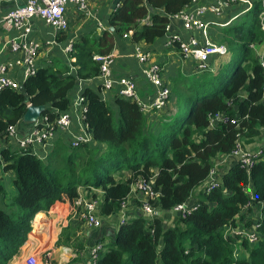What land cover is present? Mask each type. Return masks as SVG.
Here are the masks:
<instances>
[{
	"label": "trees",
	"instance_id": "trees-1",
	"mask_svg": "<svg viewBox=\"0 0 264 264\" xmlns=\"http://www.w3.org/2000/svg\"><path fill=\"white\" fill-rule=\"evenodd\" d=\"M250 1V9L236 23L221 29L220 42L235 59H217V72L197 77L177 73L170 83H163L174 109L156 117L155 132L146 128L147 115L136 103L117 97L102 100L89 85L81 97L82 122L91 145L71 147L58 138L44 160L28 149H0V172L12 173L17 190L11 202L15 210L0 211V264L17 254L34 215L47 212L55 202L71 205L77 186L100 190L98 215L109 217L121 211L139 183L149 186L152 196L146 204L154 210L167 213L191 199L197 207L170 225L159 216L148 219L141 211L128 217L94 264H264V146L248 169L234 161L225 170L217 164L237 141L251 144L264 128V75L249 48L264 40L259 19L264 0ZM191 2L118 0L107 18L113 31L79 35L72 43V63L37 65L21 89H0V140L8 126L21 122L27 106H43L42 117L48 121L67 111L77 82L98 74L94 55L108 56L116 38L127 34L130 44L151 46ZM62 38L58 35L56 41ZM213 166L218 186L199 189ZM255 223L259 227L253 244L226 230H249ZM66 239L62 230L56 244Z\"/></svg>",
	"mask_w": 264,
	"mask_h": 264
},
{
	"label": "built area",
	"instance_id": "built-area-1",
	"mask_svg": "<svg viewBox=\"0 0 264 264\" xmlns=\"http://www.w3.org/2000/svg\"><path fill=\"white\" fill-rule=\"evenodd\" d=\"M192 0L191 3H194ZM190 3V4H191ZM189 4V5H190ZM69 5L74 6L77 12L81 14H88V9L85 4V0H24L20 6H15L12 9L6 10L0 16V29L3 31H20L17 37H10L6 43L5 48L11 53L22 52L24 54V60L22 64L23 79L30 75H33L36 71V57L37 53L41 50L50 51L53 47L57 46L55 36L65 33L68 29V21L65 17L67 8ZM118 5V4H117ZM116 5V6H117ZM188 5V6H189ZM187 6V7H188ZM231 6H240L241 10L239 14L246 13L251 7L250 0H214L206 7H198L192 10H186L185 7L182 11L173 16L170 23L173 20L178 21L179 28L185 33H191V38L184 40L180 33L170 32V23L165 27V42L163 46L165 48L177 49V52L185 59L190 60L195 64L196 72L201 73L205 71H211L209 62L212 60L215 62L219 58H226L228 56L227 48L220 42H213L208 37V29L212 23L205 21L203 17L211 15L215 18H220L224 11ZM264 17V11L259 14L260 30L264 33V27L262 25V19ZM225 19L217 22L218 27H226L230 25L234 19ZM30 19H36L43 23L50 31V38L46 39L43 44L30 42L24 44L23 38L29 33L28 21ZM107 28H101L105 31ZM193 34L199 35L200 39L193 38ZM128 36L129 35H123ZM73 41L67 42V44L61 49V53L66 58L67 63L74 61L71 58V49ZM136 44V43H135ZM249 48L254 52L257 58L258 64L263 71L264 75V40L259 47L253 44L249 45ZM111 54V53H110ZM100 56L94 55L92 60L99 66L98 74L95 78L87 80L98 93L102 100H107L106 95H110L109 98L117 97L124 100H128L136 103L139 111L144 115L155 114L159 110L166 108L169 100V89L163 84L161 79V68L158 63H152L149 61L148 54L143 52L138 47L133 49V57L139 65H142V80L147 83V86L152 89L150 93H144L142 96L138 94L136 82L132 77L128 76H116L111 74V55ZM19 64L18 61H15ZM5 66H0V89H16L14 83L3 77ZM73 71V68H70ZM84 81L77 82V91L75 90L73 99L69 104V109L65 112L58 113L53 121H48L45 117H39L31 128L28 129L24 135H17L14 126H8L6 129L5 139H1L4 147L9 146L10 149H28L32 155L44 160L46 155L51 150L53 140L58 138H65L66 142L71 147L76 146L79 143H85L91 145V138L87 133L85 126L80 135H75L71 129L72 121L77 118L79 122L82 121V113L84 110L83 99L81 97L80 84ZM262 102L264 103V94L262 95ZM28 107V106H27ZM218 119V118H217ZM264 135V128L260 130V136L253 143L245 145L242 140H239L235 144V149L231 154L222 158L217 164L227 165L230 161H234L239 164L240 167L248 169L252 164L256 163L262 155V148L264 142L260 139ZM260 142V143H259ZM258 143L257 147L254 145ZM214 170V169H213ZM213 170L208 173L207 179L199 187L205 191H210L218 186V178L215 177ZM141 184V183H140ZM141 184L139 188L145 193V199L142 203V213L146 218L151 219L156 216V211L146 204L148 197L152 196L148 185ZM83 186L76 188L77 197L72 202V206L81 211L86 226L91 230L98 229L100 226L98 215V199L93 194L95 191L89 188V191ZM84 193L82 194L81 192ZM88 194V196H87ZM89 199H88V198ZM252 204V203H251ZM250 204V205H251ZM197 205L192 202H186L172 208L169 213L174 217L184 216L196 209ZM126 208V202L122 206V209ZM121 209V210H122ZM125 219L121 217L120 225ZM259 227L258 224L251 225L249 230L242 228H226L229 234L237 235L244 238L249 244H253L257 241L256 230ZM105 245L102 242H95L90 250V260L92 264L96 261L98 254L104 250ZM47 260V257H45ZM23 264H41L34 256H27Z\"/></svg>",
	"mask_w": 264,
	"mask_h": 264
},
{
	"label": "crops",
	"instance_id": "crops-1",
	"mask_svg": "<svg viewBox=\"0 0 264 264\" xmlns=\"http://www.w3.org/2000/svg\"><path fill=\"white\" fill-rule=\"evenodd\" d=\"M213 1L214 0H195V2L191 3L186 10L206 7V5H209ZM23 2L24 0H0V16L6 10L22 5ZM85 4L88 9V14H81L77 12L74 6H68L65 14L68 21L67 31L62 33L63 38L60 41H56V37L58 35L61 36L62 34L55 36V41L58 44L57 46L50 49V51L41 50L37 53L36 65H53L57 62L61 64L66 63L67 60L61 53V49L67 44V42H74L77 40L79 35L91 33L93 36H97L101 33V28H107L108 15L113 9H115L118 4V0H85ZM240 10V6H231L227 8L223 15L218 19L208 15L206 12L203 19L212 23L210 26L212 29H208L209 39L213 42H220L221 29L236 23V21L243 15L239 14ZM233 17L235 18L231 21L230 25L226 27H218L217 22L225 19H232ZM28 27L29 33L23 38L24 44H28L30 42L43 44L46 39L50 38L49 29L36 19H30L28 21ZM170 32L180 33L184 40L191 38L190 36L192 35L191 33L183 32L179 28V23L176 20H173L170 23ZM19 34L20 31L7 32L0 29V66H5L6 69L3 77L12 81L17 90L21 89V83L24 80L22 77L24 68L22 61L24 60V54L21 51L11 53L6 50L4 45L10 37H17ZM193 38L199 40L200 36L193 34ZM128 39V36H121L120 38H116L114 42L113 49L110 54L112 59L111 74L114 77H132V79L136 82L138 94L140 96L144 93H150L152 89H150L147 86V83L142 80L141 71L143 66L139 65L133 57L134 47H138L143 52L147 53L150 62L159 63V65L162 66L161 79L163 83L166 82V79L168 80L176 77L177 73L182 76L187 75L185 74L186 71L190 72V76L200 75L203 73L201 72L196 74V70H194L195 64H193L190 60L183 58L177 52L175 47L165 48L163 46L165 37L157 40L149 47H145L142 44H130ZM15 61H18L19 64H16ZM182 63H184L183 68L186 71H183L182 68H178L182 66ZM191 65L193 66L190 67ZM166 67H172L170 69L171 71L174 69V71H172L173 75L166 74V72H170L167 71ZM90 84L91 83L87 80L82 82L80 84L81 90ZM75 88H77V85ZM75 90L77 91V89ZM74 93H71V99H73ZM109 97L110 95H106V101L111 100ZM164 111L149 115L148 117L151 116L150 121L153 117L155 119L156 117H160L161 114H164ZM31 125L32 124H23L22 122L18 123L15 127L16 134L24 135L25 132L31 128ZM70 130H72L75 135H80L84 130L83 122H79L77 118H74ZM61 140H63V142L66 141L65 138H62ZM53 141H56V139ZM11 180V172H0V211H3L4 213H7L5 211L8 208L7 206L17 195V190L11 183ZM140 185L141 184L139 183L134 186V188L142 190V188H139ZM134 188H132V190ZM95 192V195L99 200V205L102 193L100 191ZM81 193L83 194L84 191ZM144 199L145 193L143 196L127 200L126 208L122 209L116 215L99 217L98 220L100 221V226L95 230H91L86 226V222L81 215V211L74 208L72 204L70 205L65 201L55 202L47 212H38L34 215L33 219L30 221V231L26 236V240L18 249L17 254L12 256V258L5 264H23V261L27 256L36 257L41 264H68L73 261L78 264H92L90 260V250L92 245L98 241L102 242L105 246L112 244L115 234L119 229L121 217L126 220L128 217L140 213L141 209H138V207L142 204L141 201ZM193 200L194 199H191L190 201ZM159 217L163 220V224H169L172 222L170 221L172 216L169 213L159 212ZM39 227L40 229H38ZM62 230L66 231L67 239L64 240L65 242L62 241L64 243L57 245L56 241ZM45 257H47V260Z\"/></svg>",
	"mask_w": 264,
	"mask_h": 264
},
{
	"label": "rangeland",
	"instance_id": "rangeland-1",
	"mask_svg": "<svg viewBox=\"0 0 264 264\" xmlns=\"http://www.w3.org/2000/svg\"><path fill=\"white\" fill-rule=\"evenodd\" d=\"M210 29H212V27H209V30ZM236 58V55L235 54H228V56H227V59L226 60H232V59H235ZM257 59V58H256ZM183 66H184V63H182V66L181 67H178V68H182V70L183 71H186L184 68H183ZM193 65H191L190 67H192ZM209 66L211 67L212 66V70H216V68H217V66H218V64H217V62H216V64H214V62L211 60L210 62H209ZM173 67V66H172ZM172 67H166V69H167V71H170V72H166V74L167 75H173L172 74V71H174V69L171 71L170 69L172 68ZM220 68H221V66L216 70V72L218 71V70H220ZM163 69H164V67H163ZM214 71H212V73H214ZM195 73L197 74L198 72H196L195 71ZM185 74H187L186 76H189L190 75V72L189 71H186L185 72ZM193 76V75H192ZM197 76H200V75H196V76H194V77H197ZM172 79V78H171ZM169 80L170 79H166V82H169ZM170 83V82H169ZM173 109H174V104H173V102H172V100H170L169 102H168V104H167V106H166V108H165V111H164V109L163 110H159L158 112H162V111H164V114H165V112L166 113H171L172 111H173ZM156 114V113H155ZM149 115H151V114H148L147 115V126H146V128L149 130H151V131H153L154 130V128L156 127V125L155 126H153L152 127V123H154L155 121H156V119L154 118V119H152L151 121H150V119H151V116L150 117H148ZM42 116V115H41ZM40 116V117H41ZM157 116V115H156ZM161 116V115H160ZM152 127V128H151ZM149 130V131H150ZM157 129L155 128V130H154V132L156 131ZM261 141H263L264 142V135L262 136V138H261ZM257 145H258V143H256L254 146L255 147H257ZM4 147V145H3V143L2 142H0V149L1 148H3ZM221 166L224 168V170L226 169V166L227 165H224L222 162H221ZM229 165V164H228ZM228 167V166H227ZM213 169H215V167L213 166L212 167V170ZM223 170V171H224ZM127 172H125V176H127L128 174H126ZM132 188H134V187H132ZM132 188H131V190H132ZM132 193V195L130 196V197H128V199L127 200H130V199H134V198H137L138 196H143L144 195V191L143 190H141V189H137V188H134L132 191H131ZM192 197H194V196H192ZM101 198H102V196H101ZM12 201V200H11ZM126 205H127V203H126ZM8 208H7V210H5L7 213H11V212H13L14 210H15V208L11 205V202H10V204L7 206ZM141 210H142V206H141ZM155 211H156V216L158 217L159 216V210L158 209H155ZM175 218V217H174ZM175 220V219H174ZM174 220L171 218V220L170 221H172V222H174ZM172 222L171 223H167V224H165V225H170V224H172Z\"/></svg>",
	"mask_w": 264,
	"mask_h": 264
},
{
	"label": "water",
	"instance_id": "water-1",
	"mask_svg": "<svg viewBox=\"0 0 264 264\" xmlns=\"http://www.w3.org/2000/svg\"><path fill=\"white\" fill-rule=\"evenodd\" d=\"M107 30L109 32H112L113 29L111 27H107ZM43 106H28L26 107L24 113L22 114L21 117V122L23 124H32L34 123L43 113L44 111Z\"/></svg>",
	"mask_w": 264,
	"mask_h": 264
},
{
	"label": "bare ground",
	"instance_id": "bare-ground-1",
	"mask_svg": "<svg viewBox=\"0 0 264 264\" xmlns=\"http://www.w3.org/2000/svg\"><path fill=\"white\" fill-rule=\"evenodd\" d=\"M35 221H37V220H35ZM36 223V222H35ZM41 227V226H40ZM40 227L38 228V229H40ZM37 229V228H36Z\"/></svg>",
	"mask_w": 264,
	"mask_h": 264
},
{
	"label": "clouds",
	"instance_id": "clouds-1",
	"mask_svg": "<svg viewBox=\"0 0 264 264\" xmlns=\"http://www.w3.org/2000/svg\"><path fill=\"white\" fill-rule=\"evenodd\" d=\"M78 187V186H77ZM82 187V186H81ZM90 188V187H89ZM86 190V189H85ZM77 192V191H76ZM95 195V194H94ZM98 208V207H97ZM120 226V225H119Z\"/></svg>",
	"mask_w": 264,
	"mask_h": 264
}]
</instances>
